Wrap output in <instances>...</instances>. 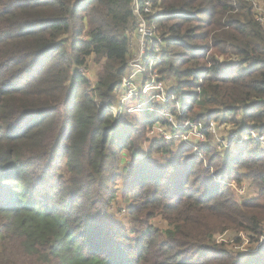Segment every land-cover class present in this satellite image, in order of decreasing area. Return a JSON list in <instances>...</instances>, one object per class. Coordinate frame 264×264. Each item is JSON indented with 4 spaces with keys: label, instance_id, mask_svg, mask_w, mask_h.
I'll return each instance as SVG.
<instances>
[{
    "label": "trees",
    "instance_id": "trees-1",
    "mask_svg": "<svg viewBox=\"0 0 264 264\" xmlns=\"http://www.w3.org/2000/svg\"><path fill=\"white\" fill-rule=\"evenodd\" d=\"M144 1L0 0V264H245L232 250L211 255L215 228L242 231L249 244L264 236V212L236 205L220 189L235 162L243 173L233 181L249 178L264 199L257 140L232 145L225 159L209 145L175 144V135L146 138L157 123L178 131L160 116L171 106L179 124L205 125L218 114L234 133L264 134V26L256 9L248 0H149L143 18L154 36L144 58L158 57L151 71L173 99L152 105V115L136 114L142 120L127 109L115 119L107 108L127 74L133 4L141 9ZM89 60L99 68L91 92ZM123 127L132 138L115 132ZM145 142L146 157L133 165L148 167L152 152L165 155L170 190L160 192L161 175L137 176L130 222L144 227L131 238L112 229L106 204L126 173L118 172L120 155ZM156 215L168 230L148 224ZM184 240L196 251L188 261ZM257 255L264 261L263 241Z\"/></svg>",
    "mask_w": 264,
    "mask_h": 264
},
{
    "label": "rangeland",
    "instance_id": "rangeland-1",
    "mask_svg": "<svg viewBox=\"0 0 264 264\" xmlns=\"http://www.w3.org/2000/svg\"><path fill=\"white\" fill-rule=\"evenodd\" d=\"M253 7L256 9L258 17H261L262 20H264V1L263 0H248ZM137 20V19H136ZM131 43H130V52H129V62L127 65V71L126 75H130L133 72V66L130 67L129 63L133 62L134 60H137L138 55L141 51L140 49V38L137 37V34L134 32L131 35ZM145 48V47H144ZM84 75L85 78L88 80V92H91V89L95 86V82L97 80V74L99 72V68L97 64H94L91 60L88 61L87 65L85 66ZM132 84L136 87V91L133 92H127L126 87L123 86L121 89L120 88V95L118 98V102L115 105L116 111L110 112L113 114V117L115 119H119L121 114L123 113L124 109H127L128 113L131 115H136L140 114L137 112L138 110V104H141L142 101L148 100L152 97L154 94L153 91L150 89H147L144 84L141 83V76L139 75H134L133 78L131 79ZM163 83V82H162ZM165 88L167 85L169 86L168 82L163 83ZM146 88V89H145ZM144 92L145 94H143ZM137 93H140L139 96L137 97ZM173 99V98H172ZM172 99H169L170 102ZM122 102V103H121ZM121 103V104H120ZM162 104V103H161ZM167 106V105H166ZM163 106V107H166ZM171 108H174V106H171ZM102 110V109H101ZM106 110H103L105 112ZM176 112L181 113V110L176 107ZM136 118L139 120H142L143 116H138L136 115ZM122 119H126V117H123ZM172 122L174 124V118H171ZM214 120H210L216 130V134H211L209 132L203 131H192V130H185L182 134H179V129L176 132L171 131L169 128L162 126L160 124H155L154 126L150 127L147 132H146V138L149 140L151 139H163L166 138L167 140H173L174 135L178 136L179 138L175 140V144H187L190 146H196L200 144H205L212 146L215 151H217L220 155L223 153L224 158L225 155L229 152H234L232 150V145L235 147L233 148H238L243 144V140L241 141L238 139L237 142H230L228 146L227 141L229 140V137L231 136L232 133L237 131V127L233 126L232 124L223 122L220 118V115L216 114L213 116ZM203 126V125H202ZM133 131V130H132ZM131 129H126V127H123L122 129H116V133L123 135V134H129L128 137L132 138L133 132ZM244 131V130H242ZM247 131V130H246ZM245 131V132H246ZM127 132V133H125ZM253 133L255 136V139L258 141V143L261 145V147L264 149V134H259V132H255L252 130H248L247 133ZM206 134V135H205ZM244 135L243 132L238 133V136ZM263 135V136H262ZM182 138H185L182 139ZM165 140L164 142H166ZM131 141V140H130ZM148 143L146 142L141 145L140 150L138 152H131L130 155L126 154L124 156L120 155L119 157V162H118V172L122 173L121 171L123 168H126L124 172L125 175L121 177L120 179H116L115 182V187H114V192L116 194L115 199L107 203V215L109 216V220L114 223V226L112 227L113 230L118 231L119 233L122 232V234L129 236L131 238H135L139 232H142L140 229L144 227V224L137 225L135 223H131V211L134 208V200H138L139 198H135V193L138 192V186L133 188V185H135L136 178L144 177V176H156L158 177L159 175L163 176V180L161 181V191L160 192H165L170 190V185L169 183V176L167 177V174L165 173V170L162 167V164L160 162H167V157L165 155H161L160 153L155 154L151 153V160L152 162L148 163L149 166L146 167L144 166H134L139 159H142L146 157L148 149ZM130 148H135L136 145L129 146ZM230 149V151H229ZM111 150H114V148H111ZM198 154L201 155V159L204 160V155L202 154L201 151L197 150L195 151ZM124 153V152H123ZM133 159L135 162L133 163ZM226 159V158H225ZM144 160V159H143ZM224 160V159H223ZM226 161V160H225ZM204 165V163H203ZM235 169L233 174L225 180V182L222 180L221 183L223 185H226V187H223V185L220 184V189L225 188V190H228L229 192V198L231 200L235 201L234 203L236 205H241V204H249L251 209H257L259 210L258 212H264V199L260 196V193L258 190H256L255 187L252 186L251 180L249 178H241L240 183H236L233 181V179L239 175L242 174L243 171L239 168L238 164H235V162L230 163ZM141 168V170H139ZM159 168V169H155ZM197 168H195L196 170ZM148 172V173H147ZM30 174H37L35 170H31L29 172ZM139 174V175H138ZM123 175V173H122ZM218 178V177H217ZM220 181V179L218 180ZM169 185V186H168ZM9 186V185H8ZM109 187H112L111 185H108ZM134 189V190H133ZM224 190V191H225ZM249 202V203H247ZM160 214V213H159ZM158 214V215H159ZM259 214V213H258ZM261 214V213H260ZM156 215L154 219L149 221L148 224H151L155 229L163 232L169 229V223L166 221L161 216ZM262 219L264 220V215H262ZM221 229H216L218 232L214 234V238L211 240L213 244H210V248L213 250L214 254L215 251L222 252L226 251L229 252L232 250L233 252H239L241 253V256L244 258L245 264H263L264 261H262V257L257 255L258 248L261 247L262 241L264 242V236L261 237L259 242H256L254 244H249L248 239L245 237L244 233L242 231H237L236 229H231L228 233L225 231L226 227L222 225L220 227ZM234 236L236 238H240L241 243L237 244L234 243L235 246L233 245L232 241H234ZM183 244H189L187 246L188 249L185 250V255H184V260L188 261L191 259L194 254L196 253L195 250L191 248L192 244L191 242L184 240L181 241ZM233 246V247H231ZM253 255V257L249 258L247 255ZM220 256V255H219ZM223 257V256H221ZM261 261V262H259ZM211 264H218V263H211Z\"/></svg>",
    "mask_w": 264,
    "mask_h": 264
},
{
    "label": "built area",
    "instance_id": "built-area-1",
    "mask_svg": "<svg viewBox=\"0 0 264 264\" xmlns=\"http://www.w3.org/2000/svg\"><path fill=\"white\" fill-rule=\"evenodd\" d=\"M134 7V15L137 19V25L135 29V33L137 36L140 38V53L138 55L137 60H134L133 62H130L129 65L130 67L133 66V72L130 75H124L121 78L120 82V88L123 89L122 87L125 86L127 92H135L136 87L132 84L131 79L133 78L134 75H139L141 76V83L145 85L147 89H150L151 91L154 92L152 97L148 100L142 101L141 104H138V113H141L143 111H147L148 115H152L155 111H157L152 105L157 104L160 107L166 106L170 103L169 98L166 95V88L163 85L162 82H159L156 78L158 77L156 73H153L151 69L157 65L160 60L158 59L157 56H154L153 58H144V47L147 41L153 38V28L151 26H148L146 21L143 18V13L144 14H149L150 13V4L149 0H145L142 4V8L139 9V5L137 2H134L133 4ZM257 21L264 26V20H262L261 17L257 16ZM157 52V50H156ZM129 62V61H128ZM128 65V63H127ZM146 79H149L148 81H145ZM145 88V89H146ZM124 90V89H123ZM145 94L144 92H142ZM140 93H137V97L139 96ZM122 103V102H121ZM120 103V104H121ZM162 103V104H161ZM151 105V106H147ZM107 110L110 112L116 111L115 106L107 108ZM174 108L166 109L163 112H160V116L165 118V121L173 126L175 129H185V130H194V131H206L211 134H216V130L214 125L211 122L206 123L205 125L200 123V122H191L189 120L184 121L183 124H179L177 120L175 119L172 111ZM111 113V112H110ZM113 115V114H112ZM174 118V124L172 122V119ZM203 125V126H202ZM244 135L238 136V133L231 134L229 137V140L227 141V145L229 146V143L232 141L233 138L240 139L241 141L247 140L248 137L255 138L253 133L247 131L243 133ZM206 135V134H205ZM164 140H167L166 138H163ZM185 140V138H182ZM169 141V140H167Z\"/></svg>",
    "mask_w": 264,
    "mask_h": 264
},
{
    "label": "crops",
    "instance_id": "crops-1",
    "mask_svg": "<svg viewBox=\"0 0 264 264\" xmlns=\"http://www.w3.org/2000/svg\"><path fill=\"white\" fill-rule=\"evenodd\" d=\"M134 33H135V31H134ZM136 34V33H135ZM138 37V36H137ZM140 43V42H139Z\"/></svg>",
    "mask_w": 264,
    "mask_h": 264
},
{
    "label": "bare ground",
    "instance_id": "bare-ground-1",
    "mask_svg": "<svg viewBox=\"0 0 264 264\" xmlns=\"http://www.w3.org/2000/svg\"><path fill=\"white\" fill-rule=\"evenodd\" d=\"M188 144V143H187Z\"/></svg>",
    "mask_w": 264,
    "mask_h": 264
}]
</instances>
